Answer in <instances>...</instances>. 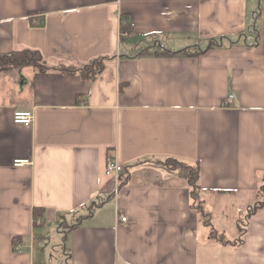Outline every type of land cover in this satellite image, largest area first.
I'll use <instances>...</instances> for the list:
<instances>
[{"label": "crops", "instance_id": "obj_1", "mask_svg": "<svg viewBox=\"0 0 264 264\" xmlns=\"http://www.w3.org/2000/svg\"><path fill=\"white\" fill-rule=\"evenodd\" d=\"M23 49L104 66L0 69V264H264V0H0V55Z\"/></svg>", "mask_w": 264, "mask_h": 264}, {"label": "trees", "instance_id": "obj_2", "mask_svg": "<svg viewBox=\"0 0 264 264\" xmlns=\"http://www.w3.org/2000/svg\"><path fill=\"white\" fill-rule=\"evenodd\" d=\"M120 29L122 33H128L129 26L127 21H125V17L122 16V19L120 21ZM185 49L171 52V51H158V52H147L142 51V54L147 55H174L178 54L180 52H184ZM6 66H12V67H21V66H32L33 68L37 69L38 71H47L50 69L58 70L63 73L67 74H79V76L83 79L87 80H93L103 69V62L100 61V59H96L86 65H83L81 67H74V66H65V65H56V66H49L44 63V61L41 58V55L36 50H30V49H23L20 51H13L5 54L0 55V69L5 68ZM166 166L169 168L175 169L180 176H183L187 179L190 187L192 188V195H196V192L198 190V174H199V166L196 165H188L183 162H179L176 159H167L165 161ZM264 200H262L259 203H256L252 208L249 210L252 211L256 207L260 206ZM42 209L41 208H34L33 210V217L34 221L37 219V217L41 214ZM206 215V214H205ZM207 216V215H206ZM212 237H215V234L211 233ZM220 235L216 234V238L218 240H223L219 238ZM222 237V236H221Z\"/></svg>", "mask_w": 264, "mask_h": 264}, {"label": "built area", "instance_id": "obj_3", "mask_svg": "<svg viewBox=\"0 0 264 264\" xmlns=\"http://www.w3.org/2000/svg\"><path fill=\"white\" fill-rule=\"evenodd\" d=\"M232 99V95H228V97L224 100L223 104L228 105L230 100ZM13 122L20 123L24 125H29L32 122L33 114L30 110H16L13 112ZM25 163V161H15V165L21 166ZM123 167L112 157H107L105 162L104 173L108 176L119 177L120 173H122ZM122 222L127 220L126 217H120Z\"/></svg>", "mask_w": 264, "mask_h": 264}, {"label": "rangeland", "instance_id": "obj_4", "mask_svg": "<svg viewBox=\"0 0 264 264\" xmlns=\"http://www.w3.org/2000/svg\"><path fill=\"white\" fill-rule=\"evenodd\" d=\"M1 88L4 89V87L1 85ZM263 198H258V202L262 201ZM210 205V209L213 210V214L212 217L214 219V221L218 224H220L223 228L221 230H223L226 234V236H228V238H232L233 237V233L230 230V224H231V219L233 217V219L235 220L236 218H238L237 220L241 221V217L243 218V215H234L232 216V208L230 206H226L225 208L222 209V212L220 211V208L217 207L215 202H210L208 203ZM220 219H222V222H219ZM239 225V224H238ZM241 226V224H240ZM235 237V235H234ZM220 239H223V237L219 236Z\"/></svg>", "mask_w": 264, "mask_h": 264}]
</instances>
